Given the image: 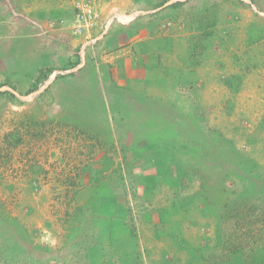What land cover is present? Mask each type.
I'll list each match as a JSON object with an SVG mask.
<instances>
[{
	"label": "rangeland",
	"instance_id": "obj_1",
	"mask_svg": "<svg viewBox=\"0 0 264 264\" xmlns=\"http://www.w3.org/2000/svg\"><path fill=\"white\" fill-rule=\"evenodd\" d=\"M11 1L0 10L15 18ZM167 2L153 35L190 54L165 133L172 208L185 215L169 227L183 239L169 253L131 254L111 192L77 197L93 146L78 128L41 120L47 96L33 92L47 76L27 93L0 76V264H264V0ZM71 152L88 157L63 158Z\"/></svg>",
	"mask_w": 264,
	"mask_h": 264
},
{
	"label": "crops",
	"instance_id": "obj_2",
	"mask_svg": "<svg viewBox=\"0 0 264 264\" xmlns=\"http://www.w3.org/2000/svg\"><path fill=\"white\" fill-rule=\"evenodd\" d=\"M11 2L15 18L8 7L0 10V41H12L0 49L1 78L27 93L33 81L47 76V86L33 92L47 96L41 120L78 128L93 146L90 159L79 165L83 185L77 197L110 191L106 202L127 213L115 217L122 218L131 254L169 253L184 237L169 223L182 226L185 215L172 208L170 191L179 184L176 162L167 154L173 138L165 133L176 124L183 91L178 69L190 54L187 45L153 35L167 0ZM82 5L97 17L91 30L73 34ZM86 152L63 158L88 157Z\"/></svg>",
	"mask_w": 264,
	"mask_h": 264
},
{
	"label": "built area",
	"instance_id": "obj_3",
	"mask_svg": "<svg viewBox=\"0 0 264 264\" xmlns=\"http://www.w3.org/2000/svg\"><path fill=\"white\" fill-rule=\"evenodd\" d=\"M75 17L76 23L73 28V34H82L93 28V22L97 16L90 5H82L76 8Z\"/></svg>",
	"mask_w": 264,
	"mask_h": 264
}]
</instances>
